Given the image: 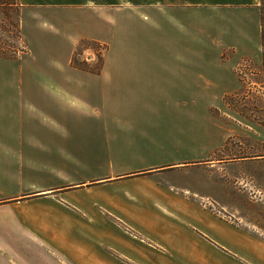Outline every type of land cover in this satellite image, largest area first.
Instances as JSON below:
<instances>
[{"label": "crops", "instance_id": "crops-1", "mask_svg": "<svg viewBox=\"0 0 264 264\" xmlns=\"http://www.w3.org/2000/svg\"><path fill=\"white\" fill-rule=\"evenodd\" d=\"M19 3L36 53L15 60L38 105H0V210L52 205L78 247L93 238V264H264V230L237 222L256 219L173 180L216 148L199 117L225 102L199 94L227 87L247 28L261 51L264 0ZM84 40L106 46L99 72L73 63Z\"/></svg>", "mask_w": 264, "mask_h": 264}, {"label": "rangeland", "instance_id": "rangeland-1", "mask_svg": "<svg viewBox=\"0 0 264 264\" xmlns=\"http://www.w3.org/2000/svg\"><path fill=\"white\" fill-rule=\"evenodd\" d=\"M2 3L4 0H0V53L5 48L18 59L28 51L33 55L36 45L16 32L14 26L12 13L19 6L12 8ZM262 26L260 52L257 43H251V33L246 29L245 44L238 54L245 57L227 79L224 91L199 94V105L209 101L222 105V98L225 102L221 110L212 109L213 125L206 126L199 117V143H206L212 136L216 148L206 157L193 159L173 179L203 199L208 207L230 216V220L231 216L234 220L256 219L237 222L246 226L255 224L262 228L258 230H264V15ZM97 46L96 43L94 48ZM244 63L251 65L250 81L255 83V89L249 92L246 82L236 73ZM98 64L99 60L93 67ZM20 72V60L0 58V105H38ZM30 199H18L23 203L13 210H0V264H93L90 262L93 238L87 237L84 245L78 247L77 241L82 239L66 236L62 222L47 214L52 205ZM218 201L225 205L223 209L216 205ZM56 217L62 218L61 212ZM86 228L92 226L87 223Z\"/></svg>", "mask_w": 264, "mask_h": 264}, {"label": "trees", "instance_id": "trees-1", "mask_svg": "<svg viewBox=\"0 0 264 264\" xmlns=\"http://www.w3.org/2000/svg\"><path fill=\"white\" fill-rule=\"evenodd\" d=\"M2 4H6V5H10L12 8H14L15 6H19V10H15L13 11V17H14V26L16 28V32L18 31L21 35H22V31H21V20H20V13H21V5L19 3V0H4V3ZM81 46H83V48H88V47H95L96 43L90 42V41H81L78 45V47L76 48L75 52H74V57H73V63L76 66H80L82 68H87L86 65H84L81 61H79V59L77 58L79 56V54L81 53ZM0 58H6V59H18L17 55H13V54H9L5 48L1 50L0 53ZM102 61L103 58L99 57V64L95 67H93L91 70H93L94 72H99L101 65H102Z\"/></svg>", "mask_w": 264, "mask_h": 264}, {"label": "built area", "instance_id": "built-area-1", "mask_svg": "<svg viewBox=\"0 0 264 264\" xmlns=\"http://www.w3.org/2000/svg\"><path fill=\"white\" fill-rule=\"evenodd\" d=\"M105 50L106 47L101 44H98L96 48H84V51L79 54L78 58L80 57L81 61L96 63L99 60V57H103ZM236 73L238 77L243 81V83L246 82V85L248 86V92L255 89V83L250 81V74H252V69L249 63H244L239 69H237Z\"/></svg>", "mask_w": 264, "mask_h": 264}]
</instances>
